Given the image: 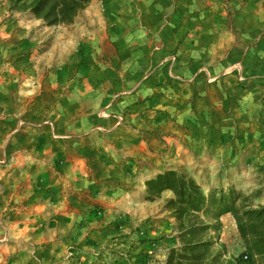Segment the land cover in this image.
<instances>
[{"label": "rangeland", "instance_id": "obj_1", "mask_svg": "<svg viewBox=\"0 0 264 264\" xmlns=\"http://www.w3.org/2000/svg\"><path fill=\"white\" fill-rule=\"evenodd\" d=\"M169 171L245 226L197 214L196 264H264V0H0V264H167Z\"/></svg>", "mask_w": 264, "mask_h": 264}, {"label": "trees", "instance_id": "obj_2", "mask_svg": "<svg viewBox=\"0 0 264 264\" xmlns=\"http://www.w3.org/2000/svg\"><path fill=\"white\" fill-rule=\"evenodd\" d=\"M9 2L13 12H30L36 20H41L46 26H59L72 24L91 0H9ZM145 187L148 200L159 197L164 191H170L174 195V199L167 203V208L173 211L178 222L179 238L182 239L183 248L179 251L172 250L167 264H196L199 260L193 252L206 244L200 242L185 244L184 242V238L193 237L196 232L208 229L196 216L199 213L210 214L214 219L226 210L234 213L239 232L242 237H245V226L237 216L235 207L226 208L223 204L224 198L221 196L216 208L214 197L211 195L209 199H206L194 181L179 177L175 172L169 171L147 181ZM192 219L195 221L192 222ZM186 224H188L187 227H185ZM262 241L264 244V240ZM186 251H190L192 255L185 254Z\"/></svg>", "mask_w": 264, "mask_h": 264}]
</instances>
